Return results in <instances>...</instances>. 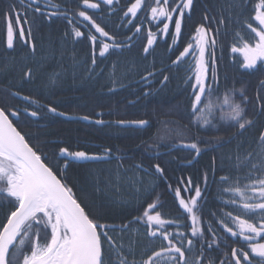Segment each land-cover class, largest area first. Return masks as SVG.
Wrapping results in <instances>:
<instances>
[{"label": "trees", "instance_id": "obj_1", "mask_svg": "<svg viewBox=\"0 0 264 264\" xmlns=\"http://www.w3.org/2000/svg\"><path fill=\"white\" fill-rule=\"evenodd\" d=\"M56 1L68 9L78 7L79 2V0ZM232 1L229 3V0L222 2L208 0V3L219 13L221 6L227 10L232 8V15L240 18V13L235 7L242 0ZM13 2L14 0H0V10ZM94 14V11L89 12L96 23L104 27L110 35H119L126 25L124 22L126 20L123 19L124 10L117 14V19L114 21L107 17L109 13L106 9L103 15L97 13L98 16H94ZM28 15L32 28L28 39L30 44L35 45L34 51L29 45L15 38L13 48L7 47L5 23L0 11V107H10L20 113L18 119L11 117L14 124L30 146L42 158L47 157L45 162L53 167L54 171L57 167L61 168L62 171L57 173L58 176L63 175L81 206L89 212L90 218L95 217L101 223L119 229L122 225L133 221L134 217L142 215L144 210L138 207L140 200L151 196L154 201L157 197L154 193L164 190L167 193L166 198H159L160 206L165 207L164 217L176 219L181 216L183 210L178 207L168 185L176 187L179 180L186 181L190 177L193 184H198L202 189L201 207L204 222L211 221L218 229L217 219L222 213L227 210L235 211L226 208L224 201L219 198V190L223 187L219 184V177L221 175H228L231 178L243 177L248 171L244 165L248 163L245 158L249 153L252 154V162L258 160V141L261 132H264V115L258 113L256 109V95L260 92L262 97L260 102H264V90L260 89V81L264 80V69L258 67L256 70L245 71L240 67L242 60L239 55H234V62L230 60L229 54L223 53L222 59L221 55H218L219 88L212 96L211 109L206 110L218 109L211 114L210 120L211 124L218 127L215 129L211 125L201 127L200 122L196 121V116L190 112L191 89L180 72L173 80L162 85L157 83L158 80L151 86L134 81L136 78L133 76L145 75L139 74L138 68L149 65L147 58H142L139 52L120 56L119 59L113 58L108 62L109 64H106V61L103 70L92 69L93 45L84 37H75L73 32L75 25H69L64 19L51 23L47 17L33 12H29ZM241 18L249 19V12L242 13ZM192 24L191 21L188 28ZM241 24L242 22L235 21L236 27ZM237 30L244 39L250 40L251 34L245 26ZM225 31H221L219 35H224ZM230 43L239 44L235 34L229 38L221 36L220 45L226 46ZM27 69H31L33 74L30 82L26 81L23 75ZM52 79L56 81L54 85L50 84ZM115 84L117 88L110 90ZM233 87L236 89L243 87L251 101L246 111L254 123L243 131L237 130L233 122L224 114L227 106L223 105V97L228 95ZM12 91L30 96L41 105L56 107L58 112L68 116H88L92 120H103L105 123L67 120L47 112L46 109H40L39 117H31L30 112L37 111V105L13 97ZM170 92L172 96L173 93L178 96L164 106L162 98ZM240 99L238 92L232 96L235 102H239ZM222 107L224 111H221ZM25 108L28 109L27 113L23 111ZM168 109L180 113L177 118L168 120V127L187 128L188 132L182 137L183 142L196 140L204 150L194 160L193 166L188 167L184 162L192 161V155L195 153L184 147L174 150L168 144L164 149L159 150L160 152L166 150L161 158L172 155L165 158L169 162H164L165 172L161 175L154 168L155 164H160V158L152 155L149 149L151 128L136 132V128L123 127L116 122L120 120L157 122L159 116L169 111ZM138 133L143 143L130 140L129 135H139ZM62 147H67L70 151H86L98 155H104L105 149H111V153L106 161L89 164L69 163L65 170L63 161L59 166L55 163L58 150ZM175 153H179L178 158L174 156ZM238 162L241 164L239 169L236 167ZM213 169H215V177ZM205 173L208 175L206 189L203 183ZM127 180H130L129 183H126ZM228 195V193L223 194L225 199ZM11 207L7 201H0V224L6 221ZM212 212L217 214L215 218L210 215ZM168 227L170 230L174 229V226ZM109 234L118 245L121 243L124 245L125 255L128 256L129 261L133 259L139 261L150 251L157 250L151 247V242L147 244L142 238L147 236L143 222L132 223L129 230L123 233L117 231ZM159 242L161 243L160 240ZM130 247L133 249L132 253L128 252ZM226 251L228 249H224L222 245L220 250H207L205 255L218 260L222 258V252ZM188 259L189 264H193L195 255L189 256Z\"/></svg>", "mask_w": 264, "mask_h": 264}, {"label": "snow or ice", "instance_id": "obj_2", "mask_svg": "<svg viewBox=\"0 0 264 264\" xmlns=\"http://www.w3.org/2000/svg\"><path fill=\"white\" fill-rule=\"evenodd\" d=\"M119 0H82L85 9H100L101 3L113 6ZM248 0H245V5ZM130 6L124 12L128 19L125 23L132 25L135 29L133 36L141 32V28L133 23L142 24L150 15L147 22L151 24L156 21L160 35L171 34L173 44L182 34V26L186 19L191 17L194 7V0H152L147 4L146 0H129ZM236 7H241L236 5ZM55 8L57 11L47 12L42 10L40 0H14L5 9H2L6 44L13 48L14 38L35 50V45L30 44L28 37L31 36L32 28L29 23V12L46 16L51 20L54 16H63L69 25H73V19L69 18L67 11H61V5L48 2L44 6ZM254 16L250 21H245L244 26L251 34L250 40L244 39L239 30L235 32V38L240 47L235 44L231 47L232 53H241L243 59L240 67L245 70H254L259 66L264 69V0L254 4ZM138 13L140 16L138 17ZM83 21L88 22L84 26L89 28L86 36L78 27L73 26L75 37H84L97 44V35L91 34L92 29L102 38L115 41L104 27L96 23L87 10H79L76 14ZM205 20L209 17L204 16ZM215 20V17L212 18ZM239 23V17H236ZM224 18L220 17L216 25V33H211L210 24L208 28L200 24L195 29L193 42L190 41L172 62L178 65L183 58L191 55V67L186 80L191 89L190 112L196 116L201 127L217 128L205 114L206 110L212 107V96L219 88V75L217 71V35L220 34L219 25H223ZM162 24V27L160 25ZM255 25V26H254ZM170 26L172 32L170 33ZM131 30V29H130ZM27 33V35H26ZM132 36L127 39L132 40ZM157 39V33L147 30V46L144 52L148 53ZM124 45L113 42L109 44L101 41L99 55L103 57L110 48H121ZM207 54V55H206ZM221 59L223 51L221 49ZM95 51H93L92 64L95 65ZM212 74H209V69ZM24 79L28 82L32 79V70L24 72ZM152 75V73H149ZM168 80L167 76L163 77ZM194 81V83L192 82ZM55 79L50 80L54 85ZM260 89L264 90V80L260 81ZM239 93V102L232 100L235 93ZM13 97H19L23 101H30L37 105V111H31V117H39L40 109H46L49 113L64 116L58 112L56 107L41 105L39 101L33 100L30 96H23L18 91H12ZM261 93L256 95V109L264 115V102ZM251 101L243 87H233L229 94L223 97V105L227 106L224 112L227 119L239 131L253 125L246 111ZM24 112H28L25 108ZM224 111V108H221ZM211 114L210 111L208 113ZM20 113L10 107H0V201H7L12 207L6 216V221L0 224V264H189L188 257L195 255L193 264H264V132H261L258 141V160L252 162L249 153L244 166L248 168L243 176L231 178L228 175L219 177V184L223 187L219 190V198L224 201L227 210L217 219L218 229L211 221L205 223L203 220V193L201 187L194 185L191 178L179 180L176 187L168 185L174 194V199L180 209L183 210L180 217L176 219H165L159 210V197L154 202L147 204L146 210L133 221L122 225L117 229L113 225L101 223L97 218L91 217L85 207H82L75 198L73 190L65 182L63 175L58 176L61 168L56 171L45 162L47 157L42 159L41 155L29 145L25 136L13 124L10 117L19 118ZM89 120L90 117H81ZM95 123L104 124L103 120H96ZM117 124H134L138 126L147 125L146 120L117 121ZM179 135L180 132L178 131ZM218 139V138H217ZM181 147L192 150L195 156L201 155L200 142L193 140L189 143L181 142ZM111 149H105L104 155L90 154L86 151H70L67 147L58 150L55 157L56 165L63 161V168L69 166V161L75 162H97L106 161L110 158ZM239 161V158H237ZM142 167V166H137ZM237 169L241 167L238 162ZM155 171L163 175L164 169L160 164L154 165ZM215 177V169H213ZM243 181V182H242ZM215 182V181H214ZM205 189L208 184L207 173L203 176ZM183 193V194H182ZM194 193V195H187ZM228 193L225 199L223 194ZM214 218L216 213H210ZM190 221V223H188ZM143 222L146 228V235L150 240L161 241L158 250H152L141 260L129 261L125 255L124 245L117 244L110 232H125L129 230L132 223ZM168 226H174L170 230ZM186 229V230H182ZM210 234V235H209ZM231 240V243L229 241ZM242 246L233 247L232 244ZM223 245L226 252H222V258L215 259L205 255L207 250H220ZM247 248L248 250H245ZM133 249H128L132 253Z\"/></svg>", "mask_w": 264, "mask_h": 264}, {"label": "flooded vegetation", "instance_id": "obj_3", "mask_svg": "<svg viewBox=\"0 0 264 264\" xmlns=\"http://www.w3.org/2000/svg\"><path fill=\"white\" fill-rule=\"evenodd\" d=\"M219 1L222 2V0H219ZM231 1L232 0H229V3H231ZM48 2L61 5L60 10L61 11H67L69 14V18L73 19V25L78 27L80 31L85 33V35L89 34V29H86V30L81 29V28H85V26H84L85 21H83V18H79L76 15L79 10H87L88 14L90 11H94L95 12L94 16H98L97 13H99V14L101 13V15H103V13L105 12V9H106V10H108V13H109V15L107 17L111 18L114 21L117 19L118 13H121L123 10L125 12L127 7L130 6L129 0H119V2L114 5V8H115L114 11L111 10L113 8V6L104 5L103 3H101L100 9L93 10V9H85L82 5V0H79L78 7L68 9L66 6L60 4L56 0H40L42 10H46L47 12L57 11V9H55V8L45 9L44 6ZM94 2H95V0H94ZM133 2H134V0H133ZM233 2L234 1H232V3ZM258 2H259V0H248L247 4L245 5V0H242L241 3H237V5H240L241 7H235V9L238 10L240 13L239 22H242V24L238 25L236 27L235 26L236 18L232 15V8H231V10H229V9L227 10L223 6H221L220 7L221 10L219 13V12L215 11L213 9V7L210 6V4L208 3V0H194V7H193L192 12H191V17L185 20L184 25L182 26V34L179 37V39L177 40V44L176 43L175 44L181 48V51H183V49L185 47H187L188 42L192 41L193 47L195 48V43L193 40V37L195 36V34L192 36H188V34H187L188 24L192 21L193 22L192 26L198 27L200 24H204L206 28H208L209 25L211 24L212 25L211 33L215 34L216 33V23L214 22V20L212 18L214 17L215 14H220L224 18V23L220 27V32L225 31V30L226 31H225L224 35H217V37H216L217 38L216 57L218 59V55H221V49H222L223 53L229 54L230 60L232 62L235 61V58H234L235 54L239 55L241 60H242L243 56L241 53H232L231 52V47H232L233 43H230L229 45H226V46H222L219 44V41L221 39V36L229 38L235 34V32L237 31V28L244 27V22L250 21L251 18L254 16V14H255L254 10H253L254 4L258 3ZM146 3L152 4V0H146ZM245 12H249V14H250L249 19L248 18H241V14L245 13ZM205 14L208 15V17H209L208 20L204 19ZM137 15L139 17L140 13H138ZM58 19L67 20L63 16H54V17H52L50 22L56 23L57 22L56 20H58ZM123 19L127 20L128 18L124 17V14H123ZM150 19H151L150 15H147V19L144 20V22L142 24L137 23L135 18L133 19V23L137 24V26H139L141 28V32L137 36H133V32L135 31V29L132 27V25H129L126 23V25L121 29V33L119 35H110V36L115 38V41L100 37L99 34L96 33L94 29H92L91 34L97 35V44L96 45L92 44L93 45V51H95V58H96V63H95V65L92 64V69L103 70V69H105V62L106 61H107L106 62V64H107L113 58L119 59L120 56H123L126 54H131L132 52H139L140 55L142 56V58H144V59L147 58L149 65L153 68L155 73L154 74L152 73V75L145 74L142 77H140V75H139V77H137V75H135V76H133L134 78H136V79H134V81H140V82H144L147 85H151L156 80H158L157 83L162 85L168 81H163L160 78L161 74L174 73L178 76L179 72H180L183 75V78H187L189 75H191L189 68L191 67V64H192V61H191L192 53L190 52L189 57L183 58L184 62H182L178 65H174L172 62L176 59V57L179 55L180 52L179 53H169L167 51L168 44L172 43L173 40H170L167 35H160L158 28L156 27L157 22L153 21L151 24H149L147 21ZM160 27H162V24L160 25ZM148 29H151V31L157 33V39H156V42L154 43V45L151 48H149L148 53H145L144 47L147 46L146 35H147ZM170 29H172L171 26H170ZM129 36L133 37L132 40L127 39ZM102 40L104 42L109 43V44L116 42V43H120L124 46L121 48H110L109 52L106 53L103 57H101L99 55V45H100ZM236 46L240 47L241 45L239 43ZM164 53L166 56H164ZM92 58H93V52H92ZM158 66H160V68H158ZM97 73H98V71H97ZM209 74L210 75L212 74L211 68L209 69ZM192 82L194 83V81H192ZM187 83L189 85L188 81H187ZM107 124H109V122ZM69 163H74V162L69 161ZM76 164H78V163H76ZM86 164H88V163H86ZM232 246L233 247L242 246V242L239 245L233 244ZM245 250H248V249L245 248Z\"/></svg>", "mask_w": 264, "mask_h": 264}, {"label": "bare ground", "instance_id": "obj_4", "mask_svg": "<svg viewBox=\"0 0 264 264\" xmlns=\"http://www.w3.org/2000/svg\"><path fill=\"white\" fill-rule=\"evenodd\" d=\"M214 17H215V20H214V22L216 23V25L218 24V21H219V19H220V17H221V15L220 14H215L214 15ZM222 25H219V27H221ZM195 29H196V27L195 26H191V27H189V28H187V34H188V36H192V35H194L195 34ZM172 32V29H170V33ZM168 37H169V39L170 40H172V36H171V34H169V35H167ZM179 39V38H178ZM177 39V40H178ZM176 44H177V41H176ZM176 44H173V42L172 43H170V44H168V46H167V51L169 52V53H179V52H181V48L178 46V45H176ZM139 74H149V73H155V71L153 70V68L150 66V65H147L146 67H142V68H138V71H137ZM164 76H167L168 77V80L167 81H170V80H172L173 78H175L177 75L176 74H174V73H171V74H161L160 75V78L163 80V77ZM164 81V80H163ZM153 84V83H152ZM148 86H151V85H148ZM117 88V84H115L114 86H111L110 87V90H115ZM178 96V95H177ZM176 94H174L173 93V96H172V93L170 92V93H167L163 98H162V104L165 106H167V102H171L172 100L174 101L175 99H176ZM181 96V95H180ZM172 99V100H171ZM165 108H168V107H165ZM169 110V109H168ZM259 113V112H258ZM180 115V113L179 112H176V111H171V110H169V111H166V113L165 114H162V117H164V118H166L167 119V121L170 119V118H177L178 116ZM146 121H148V123H147V125H145V126H135L134 124H128V126H126V127H132V128H136L135 130H136V132H138V131H140V130H147V129H150L151 128V132H153L154 130H155V128H158V127H163L161 124H159V123H157V122H152V121H150V120H146ZM139 134V133H138ZM130 136V140L131 141H137L138 143H143V140H142V137H140L141 135L139 134V135H135V134H131V135H129ZM26 139V138H25ZM30 145V144H29ZM169 145H171L172 146V148L174 149V150H176V149H182V147L179 145V144H176V143H171V144H169ZM187 150H190V149H187ZM190 152H193L192 150H190ZM194 153V152H193ZM191 155H192V153H191ZM159 157L160 156H162V153H159V155H158ZM174 156H176L177 158L179 157V153H175L174 154ZM193 156V159H192V161H190V162H184V164H186V166H188V167H191V166H193V164L194 163H192V162H194V160H196L197 159V156H195V155H192ZM164 162H169V160L168 159H160L159 160V163H160V166L164 169V172H165V165H164ZM160 174V173H159ZM130 181V180H129ZM129 181L127 180L126 181V183H129ZM154 194H156V196L157 197H159V198H166V196H167V193H166V191H164V190H159L158 192H156V193H154ZM183 194V193H182ZM152 202H154L153 201V197H146V199L145 200H140V202L138 203V207H140V208H142L143 210H146V208H147V204H149V203H152ZM163 208H165L164 207V205H161L160 207H159V210L161 211V213H162V216L164 217V212H163ZM165 214H166V212H165ZM164 218H166V217H164Z\"/></svg>", "mask_w": 264, "mask_h": 264}, {"label": "rangeland", "instance_id": "obj_5", "mask_svg": "<svg viewBox=\"0 0 264 264\" xmlns=\"http://www.w3.org/2000/svg\"><path fill=\"white\" fill-rule=\"evenodd\" d=\"M122 75H124V72L122 73ZM218 109L214 110V111H210V113H214L216 112ZM209 111H206L205 114L207 115V118L209 120H211V114H208ZM157 123L161 124L163 127H158L155 128V130L153 132H151V139L149 140V149H151L152 155H159V153H163L166 152V150L164 151H159L160 149H164L168 144L171 143H176V144H180L181 142H183V135L186 134L187 128L185 129H172L171 127H168V121L166 118L159 116V118L157 119ZM210 126V125H209ZM180 132V134L178 135L177 132ZM184 143V142H183ZM187 149V148H186ZM168 156H172V155H165V157H159L160 159H165ZM193 163V162H192ZM148 191V190H147ZM141 233H144L143 231ZM140 236V234H138ZM144 239V241L148 244L150 241L147 242V236L142 237ZM151 244L153 245H160L161 243L158 241H152ZM153 248V247H152ZM158 250V248H157Z\"/></svg>", "mask_w": 264, "mask_h": 264}, {"label": "water", "instance_id": "obj_6", "mask_svg": "<svg viewBox=\"0 0 264 264\" xmlns=\"http://www.w3.org/2000/svg\"><path fill=\"white\" fill-rule=\"evenodd\" d=\"M59 117H62L64 119H67V120H83L84 122L86 123H91L92 121L90 120H84L82 119L81 117H73V116H67V115H64V116H60L58 115ZM14 124V123H13ZM135 126H138V125H135ZM72 162H75V161H72ZM97 162H100V161H97ZM75 163H78V164H86V163H83V162H75ZM88 163H93V162H88Z\"/></svg>", "mask_w": 264, "mask_h": 264}]
</instances>
